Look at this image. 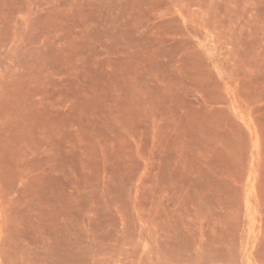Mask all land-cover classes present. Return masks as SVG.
Instances as JSON below:
<instances>
[{
	"label": "rangeland",
	"instance_id": "374dc122",
	"mask_svg": "<svg viewBox=\"0 0 264 264\" xmlns=\"http://www.w3.org/2000/svg\"><path fill=\"white\" fill-rule=\"evenodd\" d=\"M0 264H264V0H0Z\"/></svg>",
	"mask_w": 264,
	"mask_h": 264
}]
</instances>
